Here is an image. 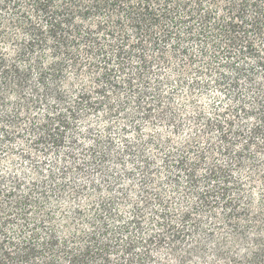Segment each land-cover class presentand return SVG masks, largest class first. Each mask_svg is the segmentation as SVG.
I'll use <instances>...</instances> for the list:
<instances>
[{"label": "trees", "instance_id": "obj_1", "mask_svg": "<svg viewBox=\"0 0 264 264\" xmlns=\"http://www.w3.org/2000/svg\"><path fill=\"white\" fill-rule=\"evenodd\" d=\"M158 68L173 71L177 83L188 74L195 86L211 78L234 105L215 119L197 117V133L162 153L169 190L140 162L143 206L129 219L113 211L109 195L98 207L90 196L72 206L79 190L64 182L74 172L66 166L60 178L38 165L25 179L1 170L15 144L28 148L20 154L30 163L31 152L57 150L70 121L84 114L109 118L131 107L132 115L151 117L157 100L143 101L149 76L168 81L154 74ZM258 81L264 0H0V264H264V201L252 225L242 224L250 203L240 206L241 186L232 178L252 148V183L264 185ZM121 95L135 101L122 103ZM241 112L253 121L247 134L237 124ZM97 149L105 160L108 152ZM176 194L180 205L169 202Z\"/></svg>", "mask_w": 264, "mask_h": 264}, {"label": "rangeland", "instance_id": "obj_2", "mask_svg": "<svg viewBox=\"0 0 264 264\" xmlns=\"http://www.w3.org/2000/svg\"><path fill=\"white\" fill-rule=\"evenodd\" d=\"M156 71L154 74L158 73L161 77H167L168 81H163L158 78L159 76L152 74L149 76V94L143 101L157 100L151 107L153 110L151 117L146 118L142 111L132 115L131 107L120 115L112 114L113 116L109 118L104 117L102 112L84 114L70 121L71 129L66 135L67 140L57 150L42 157L31 152L32 163H30L20 154L28 148L24 144H15L14 152L10 157L2 156L1 170L25 179L30 177L32 167L38 165L44 173L52 169L54 177L60 178L59 171L66 166L69 171L74 172L63 176L64 182L68 185L72 183L71 185L79 190V194L72 201V206L76 207L85 203L90 196L91 203L98 207L100 200L109 195L114 197L117 203L113 211L116 213L119 211L124 219H129L135 212L136 205L138 208L143 206L140 204L143 199L141 196L143 176L138 169L140 162L145 160L150 163L151 173L157 172V180H162L165 184L164 191L169 190L164 178L162 153L174 144L186 142L197 133L200 129V124L196 122L197 117L215 119L229 105H234L232 93L223 92L219 95L211 78L205 80L206 86H195L196 79L193 74L185 75L182 82L177 83V77L173 71L161 68ZM258 82L264 85L263 81ZM119 101L130 105L135 101L134 95L129 97L121 95ZM245 105L247 109L251 108L249 97H246ZM216 111L220 114L216 115ZM237 121L247 134L253 122L252 118H247L241 112L237 116ZM209 136L214 141L217 139L214 133ZM246 139L247 136H244L242 143ZM97 143L100 145L97 151L108 152V157L103 161L100 160L98 153H93ZM234 150H237V146ZM70 154L72 159L68 160L66 157ZM247 155L248 162L242 171L233 170L232 178L241 186L240 206L250 203L248 221L244 219L242 224L252 225L250 224L252 216L259 212L258 205L264 201L262 198L264 185L261 182L252 183V148ZM54 163L57 165H53ZM97 163L100 164L99 167H96ZM76 169L81 171L76 172ZM179 184L184 187L185 182L182 178ZM94 188H96L95 191ZM148 192L151 191L148 190ZM152 197L150 196L148 203L153 209H157V203ZM182 201L183 197L179 194L170 197L169 200L170 203H179V205ZM260 209H264V206ZM219 212L221 213V210ZM147 217L151 218V215ZM204 222L208 228L212 226L207 219Z\"/></svg>", "mask_w": 264, "mask_h": 264}]
</instances>
